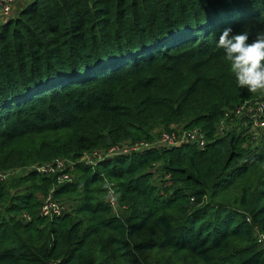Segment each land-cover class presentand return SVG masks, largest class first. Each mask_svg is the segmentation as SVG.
<instances>
[{"label": "trees", "instance_id": "trees-1", "mask_svg": "<svg viewBox=\"0 0 264 264\" xmlns=\"http://www.w3.org/2000/svg\"><path fill=\"white\" fill-rule=\"evenodd\" d=\"M16 17L0 23V172L77 164L71 183L0 185V264H264V134L252 145L228 119L218 135L264 90L239 87L217 47L228 27L264 32V0H33ZM179 127L205 146L78 161ZM51 193L54 220L39 216Z\"/></svg>", "mask_w": 264, "mask_h": 264}, {"label": "built area", "instance_id": "built-area-1", "mask_svg": "<svg viewBox=\"0 0 264 264\" xmlns=\"http://www.w3.org/2000/svg\"><path fill=\"white\" fill-rule=\"evenodd\" d=\"M14 2L15 0H0V15L4 19H6V21L4 22L9 21L10 16L12 14ZM4 22L2 21V23ZM228 111H230L231 113L226 112L225 116L227 118H225V120L227 121L228 119H230L234 121L233 119H231V117H233L236 119V121L244 122V126L249 128L250 136H254L259 132H264V130L258 129L260 127L264 129V98L258 99L254 102L246 103L242 106L234 107L233 109L228 110ZM256 127L258 128L256 129V131H254ZM184 135H187V137L183 139L184 140L183 144L195 142L201 147L205 146L206 144V138L204 139L202 138L199 140L197 138V132L183 134L182 136ZM161 137H162V142H163L161 145L163 146H160V147H176L179 145L178 143L180 142V139H182L181 136L178 134V132H171V133L163 132ZM117 148H121V146ZM112 150H114V148H112L109 153L98 156L97 161H95V163H90L89 166H94V165L96 166V164L108 158L124 155V153H120V152L119 153L111 152ZM97 152H94V153H97ZM72 169H74V166L71 167L64 160L56 159L51 162L38 165L34 167L32 171H35L39 175L57 176L59 180L58 181L59 184L60 183L62 184V183H71L73 181L74 176L72 177V175H70V171ZM6 180H7V174H2V172H0V185L5 183ZM48 196L49 197L42 204L39 210V216L42 218L48 219V220H54L56 218L61 217L67 211V207L61 202L56 201L53 197V193L49 194ZM107 203L112 208L114 213L117 215H119V213L122 210H127L126 207L120 206L117 200L116 194L114 193L113 190H110L107 195ZM24 219L29 221L30 217L27 215H24ZM248 221L251 222L250 218L248 219ZM257 240H258V243L261 249L264 251V234L258 232Z\"/></svg>", "mask_w": 264, "mask_h": 264}, {"label": "clouds", "instance_id": "clouds-1", "mask_svg": "<svg viewBox=\"0 0 264 264\" xmlns=\"http://www.w3.org/2000/svg\"><path fill=\"white\" fill-rule=\"evenodd\" d=\"M217 47L230 62V72L239 87L247 88L251 93L264 90V32L249 42L246 31L237 34L228 27L220 33Z\"/></svg>", "mask_w": 264, "mask_h": 264}, {"label": "rangeland", "instance_id": "rangeland-1", "mask_svg": "<svg viewBox=\"0 0 264 264\" xmlns=\"http://www.w3.org/2000/svg\"><path fill=\"white\" fill-rule=\"evenodd\" d=\"M32 2H33V0H15L14 5H13L12 14H11L9 20H12L14 18L16 19L17 18L16 16H18L19 13L24 11L26 9V7H28ZM0 20L3 21V22L6 21V19H4L1 15H0ZM263 98H264V94L262 96H260V97H257L255 99H253V100L245 102L244 104L249 103V102H254V101L258 100V99H263ZM244 104H241V105H238V106H242ZM234 107H237V106H234ZM228 110H227V112L231 113ZM228 115H230V114H228ZM225 118H227V117L225 116ZM225 118L222 119L221 125L219 126L218 135H220V136L224 133V130H229L232 127L230 124L227 125V121L224 120ZM231 119L236 120L233 117H231ZM233 126H234V124H233ZM234 128H235V126H234ZM244 128H246L247 135H249V128H247L245 126H244ZM257 128L258 127H256L254 129V131H256ZM258 129L264 130L262 127L258 128ZM162 131H160V135H161ZM177 132L181 136L182 139H180V142L178 141L179 145L176 146V147H160V146H163V145H161L163 142H162V137H160V135H159L158 139L156 141H154V142H146V140H141V141H136V142H138L137 144H135L134 142L132 143V144H135V145H132L131 143H127V142H130V141L121 142V143H119V144H117L115 146H112L111 148H114V150H112L111 152H117V153L120 152V153H124L123 156H128V154L130 155V154H137L138 152H141V153L147 152V151L151 150V148H153V147H154L153 149L179 148V147H181L183 145V141H184L183 139L185 137H187V135H184V136H182V135L183 134H187V133H193V132H197V138L199 140L202 139V138L203 139L205 138V135L203 134V132L199 128H194V129H191V130L183 131L182 128L179 127ZM263 134H264L263 132H259L256 135L251 136L252 141H251V139H249L248 142L249 143H253L252 145L259 144L258 143L259 139L263 136ZM249 143H246V144L250 145ZM120 146H121V148H117V147H120ZM110 150H108V151H99L97 153H94V152L93 153H87L86 152V153H84V155L78 161L84 162V163H86V165H90V163H95V161H97V157L98 156H100L102 154H107V153L110 152ZM126 151H128V152H126ZM114 157H118V156H114ZM114 157H111V158H114ZM56 159L64 160L71 167L74 166V169H72L70 171V175L75 173V165L77 164V161H75V160H73L71 158H68V157H56L54 160H56ZM41 164L42 163L35 162L34 164H30V165L25 166V167L10 168L9 170L3 171L2 174H7V180H6V182H7L9 179H13V178H16V177H19V176L21 177L23 174L27 175L31 170H33L34 167H36L38 165H41ZM154 171H157V170H154ZM155 173L159 174V172H155ZM163 181H165V180L161 179L160 185L161 186L163 185V187H165V182L163 184ZM62 184H64V183H62ZM166 185L169 186V184H166ZM48 197L49 196H45V198L43 199V203L46 201V199ZM106 202H107V200H106ZM125 211L126 210H122L119 214L124 215Z\"/></svg>", "mask_w": 264, "mask_h": 264}, {"label": "crops", "instance_id": "crops-1", "mask_svg": "<svg viewBox=\"0 0 264 264\" xmlns=\"http://www.w3.org/2000/svg\"><path fill=\"white\" fill-rule=\"evenodd\" d=\"M0 23H2V21L0 20Z\"/></svg>", "mask_w": 264, "mask_h": 264}]
</instances>
